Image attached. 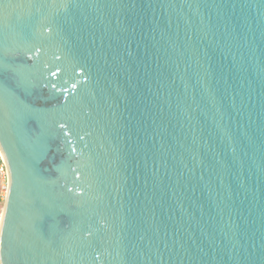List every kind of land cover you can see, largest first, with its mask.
<instances>
[{
  "label": "water",
  "instance_id": "1",
  "mask_svg": "<svg viewBox=\"0 0 264 264\" xmlns=\"http://www.w3.org/2000/svg\"><path fill=\"white\" fill-rule=\"evenodd\" d=\"M0 264H264V0H0Z\"/></svg>",
  "mask_w": 264,
  "mask_h": 264
},
{
  "label": "built area",
  "instance_id": "2",
  "mask_svg": "<svg viewBox=\"0 0 264 264\" xmlns=\"http://www.w3.org/2000/svg\"><path fill=\"white\" fill-rule=\"evenodd\" d=\"M8 174L2 155L0 153V222L2 217V204L7 190Z\"/></svg>",
  "mask_w": 264,
  "mask_h": 264
}]
</instances>
